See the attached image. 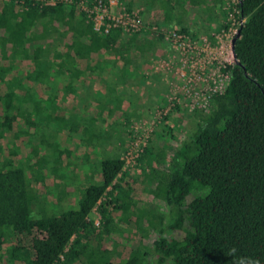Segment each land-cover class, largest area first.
<instances>
[{"label":"trees","instance_id":"obj_1","mask_svg":"<svg viewBox=\"0 0 264 264\" xmlns=\"http://www.w3.org/2000/svg\"><path fill=\"white\" fill-rule=\"evenodd\" d=\"M79 1L3 0L0 7V264H111L113 257L116 264H264V0H235L234 13L243 18L234 42L236 60L222 68L229 79L211 97L208 111L193 110L200 120L188 138L168 161L162 145L154 151L145 143L138 152L136 164L150 154L168 162L167 169L152 168L147 188L164 200L162 210L134 197V177L117 151L103 152L96 164L99 179L92 176L69 199L63 170L71 165L68 136L84 140L99 117L90 109L62 115L57 110L91 96L79 94L77 81L84 74L102 71V62H110L113 71L120 61L148 62L145 55L163 39L162 33L148 38V28L96 29ZM171 1L178 0H168L163 22L153 24L197 35L181 24ZM212 1L206 7L217 29L232 7L226 0ZM119 2L132 9L133 0ZM50 42L55 44L45 62ZM18 86L23 96L15 91ZM106 89L95 106L109 101L112 114L122 94L114 85ZM129 90L126 97L135 95ZM40 114L62 122L59 138L41 134ZM163 121L164 132L174 136L173 116L166 114ZM104 131L103 126L91 133L95 145L104 144ZM47 174L50 184L44 183ZM93 208L98 223L89 216ZM131 222L141 235L154 231L151 244L133 238ZM125 245L128 256L116 257Z\"/></svg>","mask_w":264,"mask_h":264},{"label":"rangeland","instance_id":"obj_2","mask_svg":"<svg viewBox=\"0 0 264 264\" xmlns=\"http://www.w3.org/2000/svg\"><path fill=\"white\" fill-rule=\"evenodd\" d=\"M227 4L224 2V5H228L232 7L231 10L227 9V14L231 11L234 14L235 20H239L237 15L234 13L233 5L235 3V0H226ZM3 4V0H0V7ZM115 6H111V10H114ZM142 18V17H141ZM143 20L150 21L149 19ZM225 20V19H224ZM223 20V21H224ZM234 20V21H235ZM144 21V22H145ZM204 20L200 21L202 24ZM150 23V22H149ZM223 24V23H222ZM221 24V25H222ZM217 23L213 21V23H210L206 30L204 31H211L216 28ZM235 26V25H233ZM164 29H168L166 26H161ZM199 27V26H198ZM202 27V25L200 26ZM218 29V28H217ZM215 29V30H217ZM213 30V31H215ZM198 33H203V31L197 30ZM154 37L153 35H151ZM52 42V40H51ZM50 42V48L48 49V52H45L44 60L45 62L48 61V54L50 50H53L55 42H53V45H51ZM165 40H161V44L159 42H156L154 44V52L159 49L160 51L157 52L155 55L156 57L152 58L151 67L148 69V72L151 70H154L155 73H157L158 78L156 82L149 84V78L144 77L137 83L136 87L139 88L138 90L142 91L138 93V96L128 95L126 98L127 100H124L123 107L129 106L131 107L132 103L137 102L141 105L146 107V110L139 111L135 114V116H132L134 114L133 111L130 109L125 111L123 110L121 112V107L118 108V110L112 112V114H107L106 111L103 112L104 115H99L98 109L96 108L95 104L92 102L90 96L87 99V101H84L80 99V103H77V105L72 107H62L57 110V114L62 115L63 113H69L74 112L76 109L77 111H84V110H92L94 113L93 115L95 117H99V120L96 122V125H90V133H87L86 136H84V140L80 138L77 134H74L73 137L68 136L67 142L68 147H72L73 151L71 152L70 156V163L71 165L63 166V170L67 173L64 175L65 181L67 182L69 188H71V195L69 196L70 200L73 199V195L78 194V189L80 187H83L85 183L96 177L99 179V173L98 168H96V164L99 166V157L104 152L109 155L116 154L115 152H119L121 156L124 158V164L127 163V172L131 174L134 178L131 182L133 185V194L134 197L137 198L140 202L148 203L149 205H152L156 208V204H158V208L160 210L164 209L165 202L163 199H157L155 198L154 194L151 193L147 188L150 183L149 174L152 168H157L162 170L168 168V159L170 152L173 151L175 147H177L184 139H187L190 135V132L195 126V123L200 120V117L198 114H193L194 109H198L200 111L206 112L208 111L207 107L197 105L193 108H190V101L185 103V95L179 94L177 97L179 98L175 100L173 103L169 102L170 96L174 93V91L181 92V89L179 88L183 82L181 79L178 78V73L176 70V65L173 67H170L169 70L166 68H159L156 69L155 65L157 62H159L162 58H168L172 52H170V46L168 43L166 44ZM169 46V47H168ZM227 49H229V46H224V55L227 56ZM23 63V62H21ZM20 66L23 67V64ZM155 63V64H154ZM160 67V66H159ZM157 70V71H156ZM170 80V82H169ZM172 83H178L179 87L176 89H173ZM35 83V82H34ZM38 89H41L42 85L40 83L34 84ZM85 86V85H83ZM135 86V85H134ZM96 88V87H93ZM15 91L19 93V95L23 96L24 89L22 87H15ZM82 90V89H81ZM80 90V94L82 95ZM85 91V90H84ZM82 95V97H84ZM151 98V99H150ZM148 99L151 100V103L147 105ZM170 103V104H169ZM78 105L80 107H78ZM78 107V108H76ZM134 109V107H131ZM148 108V109H147ZM161 108H167V113L173 116L174 121L172 122L173 128H174V136L166 134L164 132L165 128H167L166 124L163 121V117L166 115L165 113L162 114V116H154V112L157 110H160ZM127 114V115H126ZM128 117V119H126ZM38 121L41 124L42 127V133L44 137L48 138H59L60 131H57L59 128H63L62 122L55 120V119H47V116L41 115L38 117ZM106 128V131L103 133V139L104 144L100 143L95 145L97 138L94 137L93 133L96 134V132H99L102 127ZM100 129V130H99ZM40 136H38L39 138ZM90 139V140H89ZM148 143V147L152 148L154 151H157L159 147L162 145L166 148V160L165 164L162 161L161 163L157 162L156 159H154L152 156L153 154H150L148 157L149 159H145L146 161L143 162L141 165L136 164V157L139 155V151L142 149V146ZM151 146V147H150ZM124 147V148H123ZM121 150H124L122 152ZM128 152L130 153V156L133 155L130 160L126 161V156H128ZM41 153V152H40ZM47 155L49 153L46 152ZM53 153L51 152V156L47 157H53ZM105 154V155H107ZM143 167V168H142ZM145 169V172H142V170ZM165 171V170H164ZM128 174V175H129ZM62 178L61 176L59 178L55 177L54 179H57V181ZM53 178L52 175H44V183L50 184L52 182ZM55 181V180H54ZM34 183V182H33ZM40 191H44V189L41 187ZM45 192V191H44ZM47 197H51V194L47 193ZM89 216H91L96 223L99 221V212L97 209L93 208V210L89 213ZM129 228L132 232H134L133 238L135 240H141L143 243H152V239L155 237V233L152 229H149V232L146 235H141L140 230L138 227L135 226L133 222L130 223ZM137 232V233H136ZM124 235V231H123ZM129 235V231L127 230L125 232V236ZM143 236V237H142ZM115 237V235H113ZM106 242L112 243L113 238L105 237L104 238ZM120 254L116 255L118 258H123L128 256L130 252V246H120ZM15 264H19V262L16 261ZM111 264H116V259L113 257V261ZM149 264H155L153 260L150 261Z\"/></svg>","mask_w":264,"mask_h":264},{"label":"built area","instance_id":"obj_3","mask_svg":"<svg viewBox=\"0 0 264 264\" xmlns=\"http://www.w3.org/2000/svg\"><path fill=\"white\" fill-rule=\"evenodd\" d=\"M54 1L47 0L51 3ZM78 4L86 10L96 29L101 27L107 31L111 26H121L126 31L148 28L151 35L162 33L163 40L166 44L168 43L172 53L168 58H162L157 62L155 68L158 66L156 69L167 68L169 70L170 67L176 65L175 71L183 82L180 87L178 83L171 82L173 89L179 87L181 92L174 91L169 98L170 103L175 100L179 101L177 95L182 94L185 95V103L190 101V108L197 105L208 108L213 94L220 92L227 84L229 74L222 68L227 63L235 62L232 38L238 29L237 25L243 20V18L235 20L233 12L230 11L225 16L223 21V24L226 23L225 26L222 24L211 33L203 32L191 35L189 32L172 28L164 29L158 24L146 23L142 20L138 9L127 10L117 0H107V2L95 0L92 5L80 0ZM113 5H116L115 9L111 10ZM227 45L229 49L225 56L223 48ZM167 110V108H161L154 112V116H162L163 113H167ZM130 153L128 152L126 161L133 157V155L130 156ZM126 165L127 163L124 164V167H127Z\"/></svg>","mask_w":264,"mask_h":264},{"label":"crops","instance_id":"obj_4","mask_svg":"<svg viewBox=\"0 0 264 264\" xmlns=\"http://www.w3.org/2000/svg\"><path fill=\"white\" fill-rule=\"evenodd\" d=\"M117 1H120V0H117ZM167 1L168 0H133L132 8L138 9L139 14L142 17V20L144 18V19H149L150 21L148 22L162 23L163 17H164V6L163 5H165ZM224 2L227 3V1H224ZM171 3H173L174 6H176V9H178L179 11L180 21L182 22L181 24L192 27V29L195 28V30H200V31L205 32L204 30L208 28L207 26L210 23H213V21L217 22L213 18H208V16L212 13H209L208 8L206 6L208 4H212L213 3L212 0H178L177 2L171 1ZM175 11L176 10H173V14L175 13ZM202 20H204V22L201 24L200 21ZM201 25L202 27H200ZM211 31H207V32H211ZM148 33L149 35H147V37L154 40L155 38L151 36L150 31ZM141 35H142L141 37L143 38L145 37V34H141ZM161 40L163 39H160L158 41L160 44H161ZM159 51L160 50L157 49L153 53L148 52L145 55V57H149L150 59L148 62H144L140 59H135L132 62H128V63H124L122 61L117 62L114 66L115 71L111 69V66L109 65L110 62H102L101 64L103 68L102 71L94 72L91 74H88V73L84 74L81 77V79L77 81V83L79 82L78 86L80 87V90L82 89L81 90L82 95L85 94L86 96L89 93L91 95L90 98L92 102L95 104L94 99L96 97L102 98L103 97L102 95H104V92L107 91L106 88L109 85H114L117 92L122 94L121 104H120L121 112L123 110L127 111L130 109L131 111L134 112L132 116H135V114H139L137 112L146 110V107L137 102H134L131 105V107H134V109H132L129 106L123 107L124 100H127L124 93H127L128 90L132 86V88L129 91L135 92V95L138 96V93H140L142 89L139 91L138 90L139 88H137L136 85L139 82V80L144 78L143 74L149 75V84L152 82L154 83V81L156 82L158 78L157 73H155L154 70H151L150 72H148V69L152 65L151 64L152 58L156 57L155 54ZM135 57H137V55ZM117 70H119V72ZM93 87H96V88H93ZM80 90H79V94H80ZM150 99H148L147 105L151 103ZM104 104L96 106L100 116L104 115L103 112L105 111L107 114H110L108 107L112 106L111 103L109 101L108 102L106 101ZM103 105L104 107L102 109L101 107ZM118 108L119 107H115L114 111L118 110Z\"/></svg>","mask_w":264,"mask_h":264},{"label":"water","instance_id":"obj_5","mask_svg":"<svg viewBox=\"0 0 264 264\" xmlns=\"http://www.w3.org/2000/svg\"><path fill=\"white\" fill-rule=\"evenodd\" d=\"M239 32H240V28H238L235 32V35L233 36L232 38V51H233V48H234V42H235V39L236 37L239 35ZM233 55H234V59L236 60V56H235V53L233 51Z\"/></svg>","mask_w":264,"mask_h":264},{"label":"flooded vegetation","instance_id":"obj_6","mask_svg":"<svg viewBox=\"0 0 264 264\" xmlns=\"http://www.w3.org/2000/svg\"><path fill=\"white\" fill-rule=\"evenodd\" d=\"M211 32H213V31H211ZM211 32H208V33H211Z\"/></svg>","mask_w":264,"mask_h":264}]
</instances>
